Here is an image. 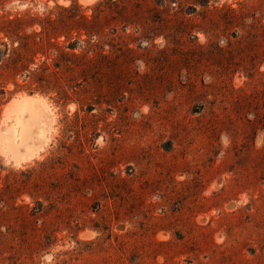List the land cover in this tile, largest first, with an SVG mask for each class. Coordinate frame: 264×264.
<instances>
[{"label":"rangeland","instance_id":"obj_1","mask_svg":"<svg viewBox=\"0 0 264 264\" xmlns=\"http://www.w3.org/2000/svg\"><path fill=\"white\" fill-rule=\"evenodd\" d=\"M0 264H264V0H0Z\"/></svg>","mask_w":264,"mask_h":264},{"label":"bare ground","instance_id":"obj_2","mask_svg":"<svg viewBox=\"0 0 264 264\" xmlns=\"http://www.w3.org/2000/svg\"><path fill=\"white\" fill-rule=\"evenodd\" d=\"M37 106H38V102H35L33 99H26L24 101V111L27 112V114H29L30 119L32 121H36ZM22 128H24V127H22Z\"/></svg>","mask_w":264,"mask_h":264}]
</instances>
